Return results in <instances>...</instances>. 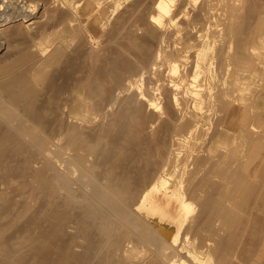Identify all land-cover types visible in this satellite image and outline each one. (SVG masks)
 Listing matches in <instances>:
<instances>
[{"label": "bare ground", "instance_id": "6f19581e", "mask_svg": "<svg viewBox=\"0 0 264 264\" xmlns=\"http://www.w3.org/2000/svg\"><path fill=\"white\" fill-rule=\"evenodd\" d=\"M0 264H264V0H0Z\"/></svg>", "mask_w": 264, "mask_h": 264}, {"label": "rangeland", "instance_id": "374dc122", "mask_svg": "<svg viewBox=\"0 0 264 264\" xmlns=\"http://www.w3.org/2000/svg\"><path fill=\"white\" fill-rule=\"evenodd\" d=\"M4 45H3V42H2V40H1V38H0V51L2 50V47H3Z\"/></svg>", "mask_w": 264, "mask_h": 264}]
</instances>
